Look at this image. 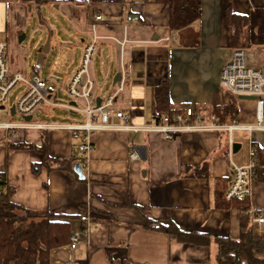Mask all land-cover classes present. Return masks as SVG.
Segmentation results:
<instances>
[{
    "label": "crops",
    "instance_id": "obj_1",
    "mask_svg": "<svg viewBox=\"0 0 264 264\" xmlns=\"http://www.w3.org/2000/svg\"><path fill=\"white\" fill-rule=\"evenodd\" d=\"M200 11V18L188 27L169 31L168 0H0V41L9 47L14 34L23 31L31 18H36L44 34H75L82 48L93 34L115 37L101 40L95 54L105 77H111L112 92L122 86L114 105L131 123L150 124L157 122L156 88L167 78L176 110L192 106L211 113L213 106H222L230 97L220 85L221 71L236 49L229 11L248 18L237 47L264 54V0H200ZM256 56L255 64L261 68L264 58ZM80 62L71 74L64 70L63 83ZM93 62L90 72L96 80ZM40 68L35 66L34 73ZM11 69L28 75L26 69ZM118 72L121 80L114 83ZM236 98L237 121L225 124H255L256 99ZM98 99L106 100L100 85L92 103L96 105ZM114 121L120 123L117 118ZM242 132L246 131H188L165 139L158 132L95 131L82 167L85 178L80 179L74 170L48 169L36 149L9 145L41 146L47 135L49 156L82 159L79 140L71 131L32 128L14 136L0 130V172L12 191L11 199L26 208L76 216L70 219L72 230L85 228L81 216H90L93 227L83 233V241L75 249L68 244L53 249L50 264H217L216 238L239 240L243 208L249 214L252 205L264 207V165L250 198L229 201L222 196L233 164L248 162V154L242 152ZM253 135L262 140L261 132ZM244 137L249 141L248 134ZM235 144H239L236 150ZM204 165L209 177L193 174V168L204 170ZM149 220L154 227L174 224L181 232L209 240L184 242L148 226ZM248 230L251 243L264 245V234L253 235L250 222Z\"/></svg>",
    "mask_w": 264,
    "mask_h": 264
},
{
    "label": "built area",
    "instance_id": "obj_2",
    "mask_svg": "<svg viewBox=\"0 0 264 264\" xmlns=\"http://www.w3.org/2000/svg\"><path fill=\"white\" fill-rule=\"evenodd\" d=\"M102 16H97L101 18ZM113 36H99L93 34L90 41L83 43V54L80 66L71 78L65 82L66 89L72 96L71 102H62L56 99V92L50 89L48 80L42 78L41 71L32 75H24L23 72L12 71L8 63V44L0 41V109L6 108L9 93L20 83L26 85V90L15 106V114L22 116L23 121L1 122L0 130L7 133L11 132L18 135L21 130L32 128H60L72 132L73 138L79 140L77 151L82 157L81 166L85 165V156L93 147V133L101 130H128L133 132H158L165 139H172L177 134L188 131H220L244 130L249 136L248 143V162L244 165L233 164L230 183L226 190L225 197L232 201L240 198H250L252 185L258 177V147L264 143V70L255 66V53L249 52L245 48H236L232 57L225 63L220 74V85L224 90L241 96H256V123L252 125L225 124L219 122L216 115H207L196 110L192 106H187L180 112L165 114L161 120L150 124H133L125 112L117 109L114 99L122 89H118L105 101L99 105L92 103L95 92L99 89V84L92 77L90 66L98 52L101 40ZM168 39V37L166 38ZM63 83V82H62ZM63 107L76 110L83 114L84 120L75 123H41L33 121L35 110L38 108ZM11 111V108H9ZM47 109V110H49ZM13 114V115H15ZM31 115L32 119L27 120L26 116ZM117 118L120 123H116ZM255 131L262 133V140L256 139L253 135ZM233 140L230 138V145ZM137 156L136 153L132 154ZM250 228L252 234L262 236L264 234V207L252 205L249 210ZM84 222V229H74L70 235L68 246L75 249L82 241L84 232H89L93 227L92 220L88 214L81 216Z\"/></svg>",
    "mask_w": 264,
    "mask_h": 264
},
{
    "label": "trees",
    "instance_id": "obj_3",
    "mask_svg": "<svg viewBox=\"0 0 264 264\" xmlns=\"http://www.w3.org/2000/svg\"><path fill=\"white\" fill-rule=\"evenodd\" d=\"M47 3L49 0H37ZM171 8L169 31L182 30L200 18V0H168ZM228 22L233 29L232 46L239 48L238 41L243 28L248 24V18L244 15L228 12ZM224 92L230 96L222 106H213L211 113H214L221 123H233L238 118L237 96L227 90ZM156 119L159 122L163 115L173 112H180L172 108L170 102L169 79H165L155 91ZM48 138L43 137L41 146L12 142L13 148H31L41 153L42 163L48 169H70L76 162L82 159L76 157L53 158L47 152ZM258 176L261 166L264 165V148L258 147ZM200 170L193 168L194 175L209 177L206 172V165ZM261 168V169H260ZM192 169V168H189ZM226 182V180H223ZM5 174L0 172V264H50L51 251L55 248L67 245L70 242L72 224L70 219L76 216L57 213L55 211H34L14 202L11 199V189L6 186ZM226 191L222 194L225 196ZM237 201V199H234ZM241 217V236L239 240L216 238L220 245L217 264H231L234 257H240L243 264H264V258L258 254L264 253V245L253 244L250 241L248 208H243ZM148 226L175 234L184 242L207 243L209 238L202 239L201 236L181 232L174 224L170 226L150 225L152 220L147 222ZM84 229V228H82ZM235 250V254L232 251Z\"/></svg>",
    "mask_w": 264,
    "mask_h": 264
},
{
    "label": "rangeland",
    "instance_id": "obj_4",
    "mask_svg": "<svg viewBox=\"0 0 264 264\" xmlns=\"http://www.w3.org/2000/svg\"><path fill=\"white\" fill-rule=\"evenodd\" d=\"M46 17H49L48 10L43 8L42 10ZM61 18V17H60ZM63 27L62 23L59 25ZM25 35V37L21 40L20 38ZM58 36V37H57ZM47 38V34L42 33L39 25L37 24L36 18H31L27 21V23L23 26V31L18 34H14L13 44H10L8 47V62L13 61V69L18 68L26 69L27 74L31 75L35 70V62L38 49L45 43ZM56 39V40H55ZM56 42V47L51 51L45 62L43 63L40 70L42 71V78L48 80V85L50 89L56 92V99L62 102H70L72 100V96L66 89L67 83H62L64 77V70L67 69L68 74L73 72L75 66L81 61L82 56V46L79 42H77V38L75 34H53L52 43ZM90 40V37L87 38V41ZM63 42V47L59 42ZM12 47L14 51H12ZM246 50L249 48L244 47ZM254 50L253 48L251 51ZM105 51V49H104ZM107 50L105 51V54ZM255 56L257 55L259 58H264V54L262 52H258L256 50ZM256 56V57H257ZM257 57V58H258ZM105 63L107 59L105 58ZM94 74L95 78L100 85V94L102 98H107L109 94H112L113 87L111 82V77H105V74L101 67V60L99 55L94 57ZM257 66V63L255 64ZM264 70V66L260 65ZM10 67V68H11ZM12 70V69H11ZM16 70V69H15ZM12 70V71H15ZM25 75V73H24ZM223 89V88H222ZM26 90V85L23 83L18 84L10 93L7 99L6 108L0 109V121L1 122H21L23 121L22 116L19 114L12 115L10 111V107L18 102L22 94ZM224 90V89H223ZM112 92V93H111ZM45 109H49L48 107H42L35 110V117L33 121L48 123V122H56V123H75L82 122L84 120L83 114L81 112H74L70 109L63 107H54L49 109L48 111ZM205 113V112H203ZM207 115H215L214 113H206ZM218 119V117H217ZM219 120V119H218ZM220 122V121H219ZM242 152L248 154V140L244 137H247L246 132H242ZM246 134V135H245ZM235 254V250L232 251ZM260 257L264 258V253L259 254ZM231 264H243L240 260V257H234L230 261Z\"/></svg>",
    "mask_w": 264,
    "mask_h": 264
},
{
    "label": "water",
    "instance_id": "obj_5",
    "mask_svg": "<svg viewBox=\"0 0 264 264\" xmlns=\"http://www.w3.org/2000/svg\"><path fill=\"white\" fill-rule=\"evenodd\" d=\"M132 17L137 18V16H132ZM24 37H25V35H23L20 39L22 40ZM53 49H54V46L52 45V34L48 33L47 38L45 40V43L38 49L37 56H36V62H35L36 68L42 67L43 63L45 62V60L47 59V57L49 56V54L51 53V51ZM118 80H121V73L120 72H118L116 74V76L113 79V82L115 83ZM240 97L241 98H247V99H256V96H249V95H241ZM99 103H100V99L97 100V105H99ZM11 114H15V106L14 105L11 107ZM26 119L30 120V119H32V116L28 115V116H26ZM235 145L236 146H234V150L239 148V144H235ZM73 170L75 173L78 174L80 179L85 178L83 168L79 162L74 164Z\"/></svg>",
    "mask_w": 264,
    "mask_h": 264
}]
</instances>
